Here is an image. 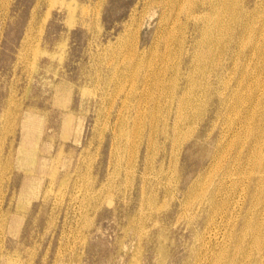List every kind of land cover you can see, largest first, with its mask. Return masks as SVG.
Listing matches in <instances>:
<instances>
[{
	"label": "rangeland",
	"instance_id": "obj_1",
	"mask_svg": "<svg viewBox=\"0 0 264 264\" xmlns=\"http://www.w3.org/2000/svg\"><path fill=\"white\" fill-rule=\"evenodd\" d=\"M196 1L0 0V262L264 264V10Z\"/></svg>",
	"mask_w": 264,
	"mask_h": 264
},
{
	"label": "bare ground",
	"instance_id": "obj_2",
	"mask_svg": "<svg viewBox=\"0 0 264 264\" xmlns=\"http://www.w3.org/2000/svg\"><path fill=\"white\" fill-rule=\"evenodd\" d=\"M64 0H60L61 3H63ZM196 2L199 3V5L201 6L202 11H198L195 12V14L193 15V19L196 20V23H199V25L201 26L202 29L204 30H214L217 33V37L219 38L218 41H237V40H242V39H246L250 40L251 43L253 44V48H256L257 46H259L260 42L258 40H264L262 39V37L264 38L263 32L261 31L260 34L261 36L258 35H254L249 33L248 36L245 38L244 37V31L247 28H250L253 26V20H254V13L255 11H257V9L259 10L261 7L264 10V0H248V6L244 5V3H242L241 6L238 7L237 12L240 11V14L237 15V18L234 17V23H236V26L234 27V29L232 30V33H230V35L227 37L226 40H221V36L220 34V30H222L223 28V13L226 12L227 7L231 8L233 6V3L236 4V2L234 0H197ZM75 4V3H74ZM73 4V5H74ZM251 4V6L249 5ZM69 4L68 5V12H69V16H73V12L75 7ZM264 18V17H263ZM253 30V29H251ZM225 31V30H223ZM208 33V32H206ZM259 34V35H260ZM252 40H257V42L255 43ZM245 41V40H244ZM252 48V49H253ZM44 54V53H43ZM42 55V54H41ZM45 55V54H44ZM211 55H212V49L210 50L209 47V51H207L206 49L204 50L203 54L201 55V57L203 58V60L206 61L207 65L209 66V60H211ZM58 58V57H57ZM251 65V59L249 61V57H248V61L245 65V70L246 71V67ZM207 71L203 72L202 71V76L198 81L193 82L194 86H199L201 83L205 84V86H207V93L205 94V96L210 100V103L213 105L214 109L217 108L218 110H221L222 106L227 105V98L223 97L218 88L220 86V82L222 80L223 74L225 72L221 71L220 65H217L216 68H210L207 67L206 68ZM235 69V66H234ZM34 70V69H33ZM211 71V72H209ZM56 72V70H55ZM54 72V73H55ZM217 77H219V79L217 80ZM243 78V77H242ZM241 78V79H242ZM264 78V77H263ZM264 80V79H263ZM262 83V82H261ZM264 83V82H263ZM239 84V83H238ZM249 86V84H248ZM259 86V85H258ZM263 86V85H262ZM232 91H234V89L232 88ZM82 93H84L82 91ZM81 94V93H80ZM82 96V95H81ZM93 99V98H92ZM219 102V105H218ZM212 110V109H211ZM214 110H212L211 115L213 114ZM220 112V111H219ZM246 112V111H245ZM251 113V112H250ZM227 115V114H226ZM210 118V117H209ZM176 123V122H175ZM173 122L172 126H171V135L169 137V139H174L173 138V134L176 133V125ZM248 123V121H247ZM235 126V125H234ZM241 126V125H240ZM232 133V132H231ZM225 134V133H224ZM264 138V136H263ZM210 152V151H209ZM260 153V152H259ZM262 155V154H260ZM262 157V156H261ZM248 160V159H247ZM224 161V160H223ZM202 164V163H201ZM204 164V163H203ZM264 165V164H263ZM203 166V165H202ZM232 168V167H231ZM190 167H188L186 165L185 162H181L178 165V170H179V182L181 187L185 188L187 186V184L190 181V172H191ZM173 171V169H172ZM171 172V171H170ZM208 172V171H207ZM247 172V170H246ZM173 173V172H172ZM249 173V172H248ZM170 174V173H169ZM241 174V173H240ZM259 175V174H258ZM242 177V176H240ZM84 181V180H83ZM247 182V181H246ZM229 183V182H228ZM242 183V182H241ZM246 184V183H245ZM227 188V186H226ZM243 189V188H241ZM187 190V189H186ZM240 190V189H239ZM259 191V190H258ZM185 192V191H184ZM79 193V192H78ZM238 195V193H237ZM218 196V195H217ZM235 196V195H234ZM239 197V196H238ZM238 199V198H237ZM221 201V200H220ZM233 203V202H232ZM241 203V202H240ZM234 206V205H233ZM240 207V206H239ZM231 210V209H230ZM183 212V211H182ZM114 213V212H113ZM223 214V213H222ZM218 216V215H217ZM180 217V216H179ZM233 217V214H232ZM235 218V217H234ZM222 219V217H221ZM223 220V219H222ZM233 220V219H232ZM218 221V220H217ZM216 221V222H217ZM260 221V220H259ZM227 222V221H226ZM207 224V223H206ZM211 224V223H210ZM226 224V223H225ZM259 224V223H258ZM224 225V223H223ZM227 226V225H226ZM225 226V227H226ZM229 228V227H228ZM225 231V230H224ZM206 232V231H204ZM215 232V231H214ZM207 233V232H206ZM203 234V233H202ZM209 235V233H208ZM217 237V236H216ZM225 237V236H224ZM204 239V238H203ZM215 239V237H214ZM202 240V239H201ZM207 240V239H205ZM217 240V239H216ZM208 241V240H207ZM210 241V240H209ZM213 241V240H212ZM221 242V241H220ZM202 246V245H201ZM210 246V245H209ZM215 246V245H214ZM204 251V250H203ZM218 251V249H217ZM205 252V251H204ZM217 253V252H216ZM15 254V253H14ZM236 254V253H235ZM202 255V254H201ZM15 256V255H14ZM209 256V255H208ZM210 257V256H209ZM206 258V257H205ZM0 264H3L2 262H0ZM212 264V263H211Z\"/></svg>",
	"mask_w": 264,
	"mask_h": 264
}]
</instances>
